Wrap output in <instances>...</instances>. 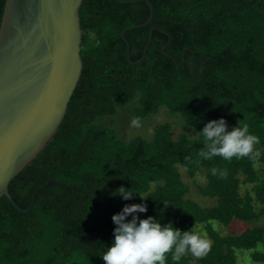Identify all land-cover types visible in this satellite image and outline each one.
<instances>
[{"label":"trees","instance_id":"trees-1","mask_svg":"<svg viewBox=\"0 0 264 264\" xmlns=\"http://www.w3.org/2000/svg\"><path fill=\"white\" fill-rule=\"evenodd\" d=\"M149 1L152 18L131 28L147 20L145 1L82 0L80 80L52 139L8 190L26 208L33 191L53 179L36 191L26 212L0 197V264H105L113 214L141 202L147 211L140 218L172 222L181 231L202 225L210 250L202 258L187 253L179 264H245L244 257L264 263V225L239 234H221L213 225L264 216V0ZM152 26L143 60L129 62L123 31L129 58L137 61ZM117 100H137L132 109L140 120L164 107L194 135L174 138L164 121L150 139H121L100 122L116 114ZM220 117L229 130L247 124L261 151L231 160L200 157L199 131ZM182 170L191 178L203 175L197 191L215 198L214 206L187 196ZM120 186L136 191L134 198L112 195ZM166 255V264H176Z\"/></svg>","mask_w":264,"mask_h":264},{"label":"water","instance_id":"water-1","mask_svg":"<svg viewBox=\"0 0 264 264\" xmlns=\"http://www.w3.org/2000/svg\"><path fill=\"white\" fill-rule=\"evenodd\" d=\"M121 3L145 1L149 6L146 25L153 15L149 0H118ZM82 0H5L0 21V197L26 212L33 204L37 187L26 208L11 197V180L52 139L62 122L68 103L80 80L83 62L80 54L82 28L79 8ZM137 61L143 60L151 39ZM163 49V48H162ZM70 197L68 198V200Z\"/></svg>","mask_w":264,"mask_h":264},{"label":"clouds","instance_id":"clouds-1","mask_svg":"<svg viewBox=\"0 0 264 264\" xmlns=\"http://www.w3.org/2000/svg\"><path fill=\"white\" fill-rule=\"evenodd\" d=\"M131 124L138 127L140 118H133ZM199 133L203 137V145L198 155L205 160L216 156L225 160H231L234 156L245 157L259 143V137L249 132L247 124L238 122L229 130L224 117L207 121ZM216 173L217 169L213 167L211 174ZM136 193L131 188L120 186L112 195L129 200ZM146 211L147 205L141 202L125 204L121 211L113 214L114 238L111 246L106 247L101 255L105 264H166L168 253H171L172 261L179 264L187 253L202 258L210 250V242L194 226L181 231L172 222L162 225L153 216H138V213Z\"/></svg>","mask_w":264,"mask_h":264},{"label":"rangeland","instance_id":"rangeland-1","mask_svg":"<svg viewBox=\"0 0 264 264\" xmlns=\"http://www.w3.org/2000/svg\"><path fill=\"white\" fill-rule=\"evenodd\" d=\"M137 103V100L132 101L129 104L122 103L120 100H117V112L114 116H108L100 119V122L111 126L113 129L117 131L118 137L121 139L127 140L137 134L142 135L144 138L150 139L153 133V128L159 123L164 121H168L171 123V133L174 138H177L181 134H188L193 136L194 131L191 128L185 126L180 118L177 115H170L168 110L164 107L160 108L159 111L152 115L151 117H146L140 120V125L138 127L133 126L131 121L134 117V112L132 107ZM261 151L259 145H255L253 147V153L257 154ZM182 178L183 180L189 185L190 192L188 193V197L197 201L201 206L204 207H212L216 204V199L213 197H206L201 196L196 188V183L201 185L204 184V177L200 172L196 178L189 177L184 170H182ZM214 228L220 232L221 234L227 233H241L247 227L253 225H264V216L260 217L257 221L247 222V221H236L233 220L227 226L219 222H213ZM195 228L204 236L206 237V232L202 228V225L195 226ZM262 249V248H261ZM241 261L245 264H264V263H257L250 260L249 257H244ZM191 264H196L195 260L191 261Z\"/></svg>","mask_w":264,"mask_h":264}]
</instances>
